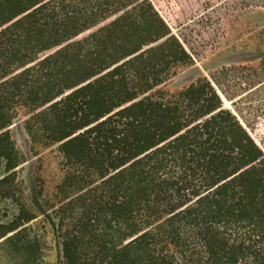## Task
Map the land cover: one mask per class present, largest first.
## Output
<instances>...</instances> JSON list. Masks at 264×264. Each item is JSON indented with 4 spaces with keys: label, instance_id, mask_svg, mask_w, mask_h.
Returning a JSON list of instances; mask_svg holds the SVG:
<instances>
[{
    "label": "trees",
    "instance_id": "trees-1",
    "mask_svg": "<svg viewBox=\"0 0 264 264\" xmlns=\"http://www.w3.org/2000/svg\"><path fill=\"white\" fill-rule=\"evenodd\" d=\"M251 8L0 0V264H264V55L196 68ZM183 67L194 80L170 90ZM35 145L56 147L49 201Z\"/></svg>",
    "mask_w": 264,
    "mask_h": 264
},
{
    "label": "rangeland",
    "instance_id": "rangeland-1",
    "mask_svg": "<svg viewBox=\"0 0 264 264\" xmlns=\"http://www.w3.org/2000/svg\"><path fill=\"white\" fill-rule=\"evenodd\" d=\"M224 36L218 45L209 49L204 59L196 64L199 72L209 76L222 67L255 65L264 55V9L251 8L234 14L224 23ZM194 67H183L178 70L179 80L170 85L169 89L180 88L195 78ZM12 140L15 142L17 151L23 155V150L27 146V140L19 125L11 130ZM32 156L37 160L36 177L40 190H43V199L49 201L55 191L60 177V167L55 152L56 147H46L35 145L31 147ZM32 159L27 160L17 172V190L26 197V179L25 175L28 167H31ZM23 171V172H22ZM0 211L2 220L7 217ZM45 261L53 263L56 260L54 250L46 252Z\"/></svg>",
    "mask_w": 264,
    "mask_h": 264
}]
</instances>
